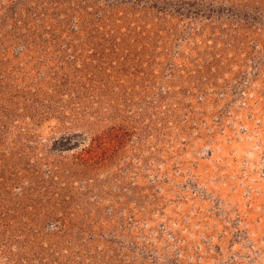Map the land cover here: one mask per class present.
<instances>
[{
    "label": "rangeland",
    "instance_id": "374dc122",
    "mask_svg": "<svg viewBox=\"0 0 264 264\" xmlns=\"http://www.w3.org/2000/svg\"><path fill=\"white\" fill-rule=\"evenodd\" d=\"M0 264H264V0H0Z\"/></svg>",
    "mask_w": 264,
    "mask_h": 264
}]
</instances>
